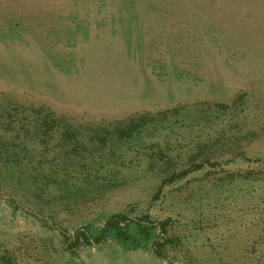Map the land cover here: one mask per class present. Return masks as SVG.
Returning a JSON list of instances; mask_svg holds the SVG:
<instances>
[{
    "label": "rangeland",
    "instance_id": "rangeland-1",
    "mask_svg": "<svg viewBox=\"0 0 264 264\" xmlns=\"http://www.w3.org/2000/svg\"><path fill=\"white\" fill-rule=\"evenodd\" d=\"M0 264H264V0H0Z\"/></svg>",
    "mask_w": 264,
    "mask_h": 264
},
{
    "label": "trees",
    "instance_id": "trees-1",
    "mask_svg": "<svg viewBox=\"0 0 264 264\" xmlns=\"http://www.w3.org/2000/svg\"><path fill=\"white\" fill-rule=\"evenodd\" d=\"M132 226H134V232L131 231ZM159 228L162 232H165L166 223H160ZM157 229L158 227L153 224L149 217L131 220L124 214H116L107 221L106 226L100 234H92L89 230L78 231L76 234V242L72 244L71 247L73 248L72 250H74L78 248L81 243L100 244L111 237L121 244L140 248L153 238ZM62 234L68 237L64 231H62ZM164 248L165 243L157 241L155 252L159 257L164 256L162 253Z\"/></svg>",
    "mask_w": 264,
    "mask_h": 264
}]
</instances>
